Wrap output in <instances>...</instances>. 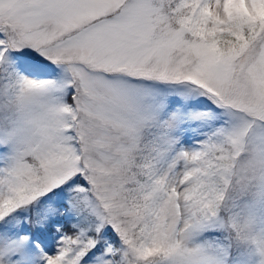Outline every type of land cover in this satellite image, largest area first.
Segmentation results:
<instances>
[{"label": "snow or ice", "instance_id": "obj_1", "mask_svg": "<svg viewBox=\"0 0 264 264\" xmlns=\"http://www.w3.org/2000/svg\"><path fill=\"white\" fill-rule=\"evenodd\" d=\"M234 181L264 199V0H0V264H222L190 241Z\"/></svg>", "mask_w": 264, "mask_h": 264}, {"label": "rangeland", "instance_id": "obj_2", "mask_svg": "<svg viewBox=\"0 0 264 264\" xmlns=\"http://www.w3.org/2000/svg\"><path fill=\"white\" fill-rule=\"evenodd\" d=\"M237 218H244L251 222L252 235L257 238H264V199L262 200H245L243 203L237 204ZM226 220L221 216L218 220L212 222V230L206 233L196 234L190 244L193 246L203 242L205 239H213L216 245L224 250L221 255L222 264H264V254L251 255V247L249 241H239L232 243L225 235Z\"/></svg>", "mask_w": 264, "mask_h": 264}, {"label": "clouds", "instance_id": "obj_3", "mask_svg": "<svg viewBox=\"0 0 264 264\" xmlns=\"http://www.w3.org/2000/svg\"><path fill=\"white\" fill-rule=\"evenodd\" d=\"M255 188L252 183L248 185L247 188H242L241 185L236 184L235 181L231 189L229 190L230 199L225 200L224 205L221 207V216L226 220V232L225 235L230 239L232 243L238 240L237 232H241V235L245 231L252 233L251 222L244 218H237V209L233 205L243 203L245 200L253 199V193ZM230 218H235L236 227L232 226V220Z\"/></svg>", "mask_w": 264, "mask_h": 264}]
</instances>
